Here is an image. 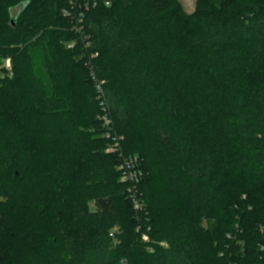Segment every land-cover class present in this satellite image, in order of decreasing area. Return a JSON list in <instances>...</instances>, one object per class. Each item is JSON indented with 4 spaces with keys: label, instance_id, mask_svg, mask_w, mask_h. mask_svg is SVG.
Segmentation results:
<instances>
[{
    "label": "trees",
    "instance_id": "obj_1",
    "mask_svg": "<svg viewBox=\"0 0 264 264\" xmlns=\"http://www.w3.org/2000/svg\"><path fill=\"white\" fill-rule=\"evenodd\" d=\"M199 2L0 0V264H264V0Z\"/></svg>",
    "mask_w": 264,
    "mask_h": 264
},
{
    "label": "built area",
    "instance_id": "obj_2",
    "mask_svg": "<svg viewBox=\"0 0 264 264\" xmlns=\"http://www.w3.org/2000/svg\"><path fill=\"white\" fill-rule=\"evenodd\" d=\"M109 4V3H107ZM64 13L68 16L74 17V15H72L71 11L65 10ZM78 23L82 22V18L79 17V19H77ZM77 30H79V27H77ZM70 48H72L74 46V43H70L68 45ZM93 80L96 83V89L99 95V98L103 97L104 95V91H103V84L105 83L104 80L100 81L97 79L96 75L93 74L92 76ZM102 104V113L100 114L99 118L102 120L103 125L105 126V136L111 139L110 145L107 148L108 152H120L121 151V145H120V137L116 134H114L113 132V128H112V119L110 118V115L108 113V108L105 105V101L101 102ZM118 169L121 171L122 176L121 179L122 181H129V182H133V181H138V179L141 177L142 175V171L139 169V159L138 157H123L121 159V163L118 166ZM136 207H138V205H136ZM142 238L145 241L149 240V237L146 234H143ZM163 245H165L163 243ZM152 250V249H150Z\"/></svg>",
    "mask_w": 264,
    "mask_h": 264
},
{
    "label": "rangeland",
    "instance_id": "obj_3",
    "mask_svg": "<svg viewBox=\"0 0 264 264\" xmlns=\"http://www.w3.org/2000/svg\"><path fill=\"white\" fill-rule=\"evenodd\" d=\"M177 1L181 4L184 11L189 14L193 13L197 9L198 4L200 3L199 2L200 0H177ZM11 66H12L11 62L8 58L7 59L0 58V77L4 78L7 74H10L12 76ZM91 206H92V210L97 209V207L93 203L91 204Z\"/></svg>",
    "mask_w": 264,
    "mask_h": 264
},
{
    "label": "water",
    "instance_id": "obj_4",
    "mask_svg": "<svg viewBox=\"0 0 264 264\" xmlns=\"http://www.w3.org/2000/svg\"><path fill=\"white\" fill-rule=\"evenodd\" d=\"M26 4H27L26 2H24V3H20L19 5H17V6L12 10V16H13V18H17L18 13H19L22 9L25 8ZM12 23L15 25V21H14V19L12 20Z\"/></svg>",
    "mask_w": 264,
    "mask_h": 264
}]
</instances>
